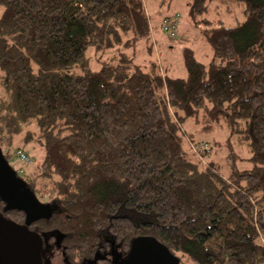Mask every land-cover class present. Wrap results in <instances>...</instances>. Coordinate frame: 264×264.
Here are the masks:
<instances>
[{
  "label": "trees",
  "instance_id": "1",
  "mask_svg": "<svg viewBox=\"0 0 264 264\" xmlns=\"http://www.w3.org/2000/svg\"><path fill=\"white\" fill-rule=\"evenodd\" d=\"M213 1L245 21H205L213 56L186 48L180 78L153 59L144 0H0V148L41 156L16 172L57 212L30 229L64 235L70 260L153 237L185 264H264V0H191L190 16ZM200 116L240 135L251 169L205 164L212 146L183 131Z\"/></svg>",
  "mask_w": 264,
  "mask_h": 264
},
{
  "label": "rangeland",
  "instance_id": "2",
  "mask_svg": "<svg viewBox=\"0 0 264 264\" xmlns=\"http://www.w3.org/2000/svg\"><path fill=\"white\" fill-rule=\"evenodd\" d=\"M144 1L152 25V42L149 46L153 50V59L162 62L169 69V74L172 77L185 78L187 76L184 62V50L186 48L193 50L197 60L203 63H209L211 60L213 50L205 35L207 26L205 21H222L228 27H235L239 23H243L246 18L244 3L234 1L227 4H220L216 1L210 2L207 12L198 15L197 18L190 16L188 5L191 0ZM177 14L180 15V27L177 36L172 38L164 33L162 21L166 17ZM140 46L138 62L143 61L144 52L142 50L146 48L145 44ZM92 67L96 68L93 64ZM205 127L202 116L199 117L198 121L196 119L188 120L183 126L185 134L191 136L194 141L209 143L212 146V154L205 159V164L213 163L218 166L221 175L224 177H229L232 169L240 171L252 168L250 161L252 153L249 146L243 143L240 135L231 137L228 127L223 121L211 131L204 130ZM186 145H188V142L185 140ZM17 146H19L18 142H16ZM4 150L7 151V148L4 147ZM30 153L32 155L33 151L30 150ZM7 160L16 171L21 166L27 167L15 158H8ZM40 162L41 156H38L33 164L37 165ZM25 169H20L19 177L22 178L21 175L26 173ZM39 200L44 202L46 198L42 197ZM59 256L53 261L55 264H62L61 254ZM177 256L181 259L179 254ZM181 261L182 264H185L184 260L181 259Z\"/></svg>",
  "mask_w": 264,
  "mask_h": 264
},
{
  "label": "water",
  "instance_id": "3",
  "mask_svg": "<svg viewBox=\"0 0 264 264\" xmlns=\"http://www.w3.org/2000/svg\"><path fill=\"white\" fill-rule=\"evenodd\" d=\"M0 201L3 212L19 211L25 214L20 224L0 212V264H43V237L31 226L55 214L54 206L42 203L29 185L6 159L0 148ZM131 264H180L179 258L153 237H138L130 252Z\"/></svg>",
  "mask_w": 264,
  "mask_h": 264
},
{
  "label": "flooded vegetation",
  "instance_id": "4",
  "mask_svg": "<svg viewBox=\"0 0 264 264\" xmlns=\"http://www.w3.org/2000/svg\"><path fill=\"white\" fill-rule=\"evenodd\" d=\"M42 203L47 204V202ZM56 212L57 211L55 210V213ZM40 235L43 237L45 242V246L42 251L43 264H55L53 261L60 257L59 254L62 256V264H131L129 261V255L132 250L133 241L138 238H133L129 243L107 239L93 260H85L84 262L79 263L77 262V259L70 260L65 254L64 235L61 233L54 234L44 231L41 232ZM172 254L179 258L177 254ZM180 264H182L181 260Z\"/></svg>",
  "mask_w": 264,
  "mask_h": 264
},
{
  "label": "built area",
  "instance_id": "5",
  "mask_svg": "<svg viewBox=\"0 0 264 264\" xmlns=\"http://www.w3.org/2000/svg\"><path fill=\"white\" fill-rule=\"evenodd\" d=\"M178 20V17L172 18V19H165L163 22V27H164V32L167 34L174 36L176 33V28H177V23L176 21ZM13 157L26 166H31L33 164V161L30 159L29 155L25 153L22 150H16L13 152Z\"/></svg>",
  "mask_w": 264,
  "mask_h": 264
}]
</instances>
